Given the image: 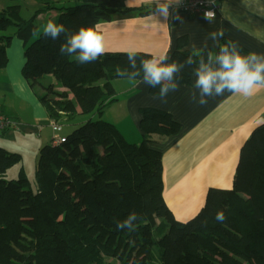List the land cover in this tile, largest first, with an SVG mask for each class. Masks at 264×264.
Returning a JSON list of instances; mask_svg holds the SVG:
<instances>
[{
	"label": "trees",
	"instance_id": "1",
	"mask_svg": "<svg viewBox=\"0 0 264 264\" xmlns=\"http://www.w3.org/2000/svg\"><path fill=\"white\" fill-rule=\"evenodd\" d=\"M125 1L78 0L57 9L54 22L76 31L114 15L148 12L126 8ZM36 16L23 19L18 5L0 11V32L15 27L25 47L22 77L43 92L39 100L56 125L75 122L78 115L98 119L77 124L60 145L40 149L35 192L21 168L17 179L7 178L21 159L0 147V264H104L106 259L118 264H264V122L240 148L231 188H209L198 213L178 222L163 199L162 154L148 137L177 136L180 124L167 111L140 108L142 141L126 142L113 124L100 119L115 101L112 82L126 78L117 72L127 68L126 53L106 52L94 63L79 64L74 56L60 54L63 36L52 40L38 33ZM9 43L10 37H0V68L8 62ZM177 43L170 60L200 59L181 50L184 39ZM209 51L201 55L206 58ZM196 66H185L179 86L190 85ZM48 73L63 91H48L43 82ZM158 91L148 89L152 97H159ZM217 212H223V222L216 221ZM131 213L139 217L134 229L118 230L116 222Z\"/></svg>",
	"mask_w": 264,
	"mask_h": 264
},
{
	"label": "crops",
	"instance_id": "2",
	"mask_svg": "<svg viewBox=\"0 0 264 264\" xmlns=\"http://www.w3.org/2000/svg\"><path fill=\"white\" fill-rule=\"evenodd\" d=\"M177 1L126 0V8H143L148 12L114 15L100 21L96 29L103 36L106 52L127 53L131 49L150 57L168 56L177 49L178 39H184L181 50L195 53L192 47L195 45L200 52L206 49L214 52L215 43L209 34L222 30L224 36L219 43L226 39L242 46L245 54H264V0H220L211 23L198 14L168 10L169 16L165 18L158 9L151 11L161 4ZM67 4L77 5L78 0H0V11L18 5L23 19L37 15L39 24L43 12H52L55 18L58 6ZM175 14L183 21L174 20ZM15 31L11 26L0 32V37H10L6 50L8 62L0 68V110L17 124V129L0 132V147L21 159L7 172V178L12 180L18 177L20 168L25 174L28 163L35 173L42 147L69 136L77 124L98 119L96 114L78 115L75 122L63 127L49 118L39 100L41 94L30 88L21 75L25 47L15 37ZM51 77L50 73L43 77L48 91H63ZM194 80L193 76L189 86H179L177 91L169 93L166 101L150 96L145 84L126 78L114 80L115 101L100 116L113 124L126 142L137 145L142 141L138 128L140 108L167 111L180 124L177 136L163 140L156 135L148 138L154 142L152 148L162 154L163 199L175 220L182 223L198 213L209 188H231L240 148L252 130L264 122V89L251 96L225 92L201 106L190 99ZM105 263L118 264L114 259H106Z\"/></svg>",
	"mask_w": 264,
	"mask_h": 264
},
{
	"label": "clouds",
	"instance_id": "3",
	"mask_svg": "<svg viewBox=\"0 0 264 264\" xmlns=\"http://www.w3.org/2000/svg\"><path fill=\"white\" fill-rule=\"evenodd\" d=\"M213 3L214 0H208L209 5ZM168 8V5L161 4L158 11L167 18ZM172 18L183 21L178 14L173 15ZM202 18L211 23L215 18V12L211 9L205 10ZM95 28L96 26L82 25L78 30L72 31L63 24L48 20L43 26V35L52 40L63 36V43L59 46L60 54L74 56L79 64H89L96 62L106 53L103 36ZM223 36L222 30L209 34L217 50L215 53L209 51L206 58L193 45L195 55L200 57L198 61L189 56L180 63L170 60L167 54L139 58L135 51L129 49L126 53L127 68H118L117 72L137 84L158 89L159 98L166 101L169 93L179 89V80L182 78L181 73L185 66L198 65L192 70L195 80L190 99L201 106L206 105L209 98L222 96L225 92L251 96L255 91L264 89V54L256 52L242 54V50L235 42L227 41L220 44L219 40ZM138 218L136 213H131L125 220L117 221L116 228L131 231L134 229L133 222ZM215 219L217 222H223L225 220L223 212H217Z\"/></svg>",
	"mask_w": 264,
	"mask_h": 264
},
{
	"label": "built area",
	"instance_id": "4",
	"mask_svg": "<svg viewBox=\"0 0 264 264\" xmlns=\"http://www.w3.org/2000/svg\"><path fill=\"white\" fill-rule=\"evenodd\" d=\"M219 1L214 0L212 5L208 4V0H178L175 3L168 4V10L173 12H184L187 14H198L202 16L205 10H213L215 16L218 13ZM17 129V124L12 122L10 118L6 117L4 113L0 111V132L8 129ZM66 137L61 139L52 140L53 146H58L61 143L65 142Z\"/></svg>",
	"mask_w": 264,
	"mask_h": 264
},
{
	"label": "rangeland",
	"instance_id": "5",
	"mask_svg": "<svg viewBox=\"0 0 264 264\" xmlns=\"http://www.w3.org/2000/svg\"><path fill=\"white\" fill-rule=\"evenodd\" d=\"M62 6V5H61ZM61 6H58V8H60ZM66 6H71V5H66ZM51 11V10H50ZM51 13L52 12H49V11H46V12H43V14H42V16H41V19H42V22L41 23H39V27H38V33H41V32H43V26L44 25H46V23L48 22V20H52V21H54V17L51 15ZM54 18V19H53ZM35 38H37V37H34L33 39H32V41L33 40H35ZM51 79H52V82L55 84V80H53V78L51 77ZM36 90H38V92L42 95L43 94V92L41 91V90H39V89H36ZM66 125H68V124H64L63 125V127H66ZM32 167V165H30L29 163H28V165H26V169H25V177L28 179V181H29V184H30V188L32 189V191L33 192H35V187H36V183H35V173H34V169H32L31 168ZM18 178V177H17ZM16 178V179H17ZM105 264H108V263H105Z\"/></svg>",
	"mask_w": 264,
	"mask_h": 264
}]
</instances>
